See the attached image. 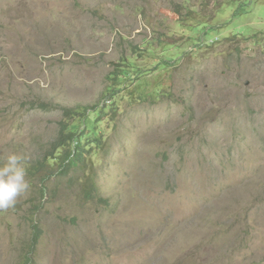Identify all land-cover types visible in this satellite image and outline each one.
Returning <instances> with one entry per match:
<instances>
[{"label":"rangeland","instance_id":"374dc122","mask_svg":"<svg viewBox=\"0 0 264 264\" xmlns=\"http://www.w3.org/2000/svg\"><path fill=\"white\" fill-rule=\"evenodd\" d=\"M174 2L0 0V264H264V0Z\"/></svg>","mask_w":264,"mask_h":264},{"label":"trees","instance_id":"16d2710c","mask_svg":"<svg viewBox=\"0 0 264 264\" xmlns=\"http://www.w3.org/2000/svg\"><path fill=\"white\" fill-rule=\"evenodd\" d=\"M196 6L191 5L193 0H179V2H174L173 12L177 15L178 19L183 20L185 18H193V17H209L210 19L214 16V12L223 5L224 2L230 0H195ZM192 7H196L197 11L193 10ZM262 64L264 63V59L261 60ZM76 114H68V117L73 118ZM93 115H97L100 117L101 111L94 112ZM67 131L66 128L62 129L63 134ZM66 138L69 143L77 144L74 149L65 150L64 154L57 157V160L60 161V166L65 172H68L72 166L78 165L81 157L83 156V148L81 144V138L86 134L81 136V133L70 132L66 134ZM41 239V231L36 229L34 232V240L32 242V247L35 248ZM32 248V252L34 249ZM29 254V256H31ZM27 258L28 263L31 264L30 258Z\"/></svg>","mask_w":264,"mask_h":264},{"label":"clouds","instance_id":"9594fccd","mask_svg":"<svg viewBox=\"0 0 264 264\" xmlns=\"http://www.w3.org/2000/svg\"><path fill=\"white\" fill-rule=\"evenodd\" d=\"M27 176L25 156L10 152L0 164V212L14 208L19 198L31 190Z\"/></svg>","mask_w":264,"mask_h":264}]
</instances>
